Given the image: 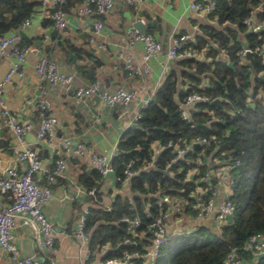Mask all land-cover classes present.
Listing matches in <instances>:
<instances>
[{"label": "trees", "instance_id": "16d2710c", "mask_svg": "<svg viewBox=\"0 0 264 264\" xmlns=\"http://www.w3.org/2000/svg\"><path fill=\"white\" fill-rule=\"evenodd\" d=\"M80 1L67 0L62 7L67 10ZM241 1L215 0L204 13L209 21L198 22V29L185 43L195 55L171 59L174 67L153 91L154 98L120 134L112 158L114 171L121 176L130 161L136 173L125 183L116 181L118 192L108 207L98 203L89 208L85 220L88 246L102 252L91 264H104L124 252H143L151 245L148 225L161 211L156 199L163 194L182 198L187 202L183 206L190 209L192 193L208 188L212 179L217 181L213 174L217 168L227 169L232 181L228 195L234 206L231 220L210 226L199 223L188 233L168 237L153 263L223 264L232 250L244 264H264V253L254 258L244 249L249 235L264 233V99L256 96L264 86V64L255 55L251 63L238 54L242 44L264 46V29L252 32L246 28L245 18L257 13L252 7H241ZM34 3L0 0V35L16 30L30 16ZM192 89L208 95L209 100L184 105ZM214 99L218 103L212 104ZM195 136L206 137L209 144L193 143ZM177 146H184L185 152L172 160ZM78 179L86 191L93 189L85 198L99 202L98 172L86 168ZM125 216L137 217L134 234L122 220ZM125 236L132 243H118ZM129 261L137 264L138 258L131 256Z\"/></svg>", "mask_w": 264, "mask_h": 264}, {"label": "crops", "instance_id": "0c3cea01", "mask_svg": "<svg viewBox=\"0 0 264 264\" xmlns=\"http://www.w3.org/2000/svg\"><path fill=\"white\" fill-rule=\"evenodd\" d=\"M29 1L35 3L29 16L30 24L22 29L24 33L20 38V43L29 47L26 59L22 62L23 74L13 73L11 81L4 84L2 95L6 106L20 120L27 119L32 123V127L24 134V142L26 146L37 151L44 170H49L53 166L56 155L52 144L45 140L36 141L38 116L34 104L40 96L47 99V111L55 114L58 120L53 135L54 142L69 137L74 141H83L88 151L94 149L115 154L120 134L133 123L134 114L153 97V91L163 76L174 67V61L166 59L162 53L147 61V73L130 75L123 69V57L120 53L129 55L134 64L143 65L142 43L137 41L131 47L128 44L133 21L140 17L144 23H148L145 32L153 33L158 39L164 36L166 40L170 30V33L183 30L192 36L198 29V22L209 21L205 14L197 13L189 7L193 0H146L137 6L130 5L124 0H114L113 7L101 16L103 21L101 31L94 35L93 17L78 16L73 11L75 5H71L66 10V26L58 29L54 27L49 16L51 6L44 9L40 0ZM241 7H252L257 13H254L255 17L259 16L260 20H264V0H242ZM152 22L158 23V27L151 25ZM16 31L18 32L19 28L11 29L4 34ZM91 36H94L95 42H90ZM38 39L41 42L36 44ZM69 50L75 55V59L68 55ZM200 53L203 51L201 50ZM42 56L53 58L60 70L72 73L74 85H87L98 80L100 87L110 92L118 87L132 88L136 91L135 97L125 106L105 105L96 96L78 99L71 92H64L58 86H50L46 81L38 80L33 70V63ZM11 62L12 58L9 56L0 58V80L6 74ZM193 104L187 106L191 107ZM187 108L185 107L186 110ZM17 144L13 132L1 127L0 163L15 161ZM154 145L158 147L157 144ZM88 151L84 155L61 153L60 157L66 164L63 175L49 184L45 181L43 171L35 173L37 181L41 184L47 183L52 190V197L43 205L42 210L52 222L56 248L46 249L40 246L35 231L19 221L13 230V238L20 255H32L51 264H82L81 245L72 240L80 206L92 202L94 206L99 203L108 207L113 195L118 192L115 188L114 171L100 181L102 194L99 202L88 201L85 198L93 189L86 191L78 177L86 168L91 167ZM16 165L20 169V164ZM209 179L212 178L209 176ZM213 181L216 182L214 186L216 200L220 201L226 193V186L213 179L212 184ZM4 202L5 195L0 190V204ZM211 222H214V214L194 218L184 207L181 214H176L169 221V237L188 233L199 223L210 226ZM145 247L148 248L149 245ZM95 251L97 253L92 257V261L96 258L97 262L102 252L96 249ZM0 264H11L8 253L1 247Z\"/></svg>", "mask_w": 264, "mask_h": 264}, {"label": "built area", "instance_id": "2783aa9c", "mask_svg": "<svg viewBox=\"0 0 264 264\" xmlns=\"http://www.w3.org/2000/svg\"><path fill=\"white\" fill-rule=\"evenodd\" d=\"M67 0H40V4L44 7L51 6L49 16L54 27L61 29L67 23V11L62 7ZM126 3L137 6L146 0H124ZM215 0H193L189 7L197 13L204 14L212 8ZM114 5V0H82L73 7V11L81 17L92 16V32L98 34L102 29L103 21L101 16L106 14ZM246 28L252 32H259L264 29V20H260L255 15H248L245 20ZM30 24V18L23 19L19 25V30L24 29ZM94 36L90 37V42H95ZM191 38L188 33H170L168 37V45L165 49L159 39L150 32H139L135 28L131 29L128 44L131 47L135 42L142 43L141 59L143 65H136L132 62L129 55H122L123 69L130 75H141L148 72L146 63L148 60L165 55L170 60L181 56H194V52L190 48L185 47V43ZM102 46V44H99ZM29 47L20 43L19 32H12L8 35H0V58L11 57L12 62L6 74L0 80V128L6 127L13 132L17 139V151L15 152L14 162L0 163V190L4 192L5 202L0 204V247L8 253L11 264H51L50 262L35 258L32 255L22 256L14 242L13 230L16 224L21 221L25 225L31 227L37 236L40 246L46 249L55 247V232L52 222L44 214L42 207L52 197V190L48 185L57 177L63 175L65 161L60 154L63 152L84 155L88 149L81 140L74 141L66 137L59 142H54V131L57 124V117L47 111L48 102L44 96H40L34 104V110L38 116V128L36 132V141L45 140L54 147L53 166L49 170H44L37 151L25 145L24 134L32 127V123L27 119H19L6 106L3 98L4 84L11 81V75L15 72L19 75L23 74L22 62L26 59ZM250 52L259 58L264 64V46H256L250 48L243 44L238 54L245 57ZM33 70L38 80L46 81L50 86H58L64 92H71L78 99H86L89 96H96L100 101L108 106L117 104L127 105L135 97L136 91L132 88L126 89L118 87L110 92L100 87V82L94 80L87 85H74L72 73L60 70L58 63L53 58L42 56L33 63ZM257 97L264 99V86L256 92ZM208 95L200 93L192 89L186 94L184 105L193 104L196 101H208ZM182 115H185L182 110ZM140 116L139 112L134 114L133 119L136 120ZM193 143L209 144L204 136H195ZM184 146L175 147L176 154L172 158L174 160L185 152ZM88 161L100 178H105L109 173L114 172V164L112 161L114 153L108 151H97L90 149L88 151ZM16 164H20V169ZM209 170H213L210 169ZM43 171L45 181L48 183L41 184L35 178V173ZM136 173V169L132 167L130 161L123 168L122 175H116V181L121 180L122 183ZM213 174L222 183L227 185L226 193L222 200H216V190L211 184L208 188H197L191 195L192 202L190 209L194 211V218H201L214 214V222L219 224L226 220L229 214H232L234 206L228 198L230 189L229 183L232 181L228 175V171L217 168ZM209 176L206 174V177ZM92 193V190L90 191ZM157 205L161 211L154 216L148 225L151 232V245L143 252L134 251L132 253L124 252L121 257L108 258L104 264H130L131 256L137 257V264H154L153 261L158 255L160 245L169 237L168 224L173 216L181 214L186 200L167 194H163L156 199ZM186 203L184 206L183 204ZM94 203H83L77 213L75 219V228L72 240L81 245L82 256L80 261L82 264H91L92 257L96 255L95 249L88 246V234L85 231L86 215L89 208ZM189 209V208H187ZM189 209V210H190ZM122 220L129 224V231L134 234V227L138 224L137 217H123ZM118 243H132L128 236L123 237ZM56 248V247H55ZM244 249L255 258L264 253V233L256 232L248 236L244 243ZM223 264H244L242 259L236 255L234 251H229L224 259Z\"/></svg>", "mask_w": 264, "mask_h": 264}, {"label": "water", "instance_id": "95a60500", "mask_svg": "<svg viewBox=\"0 0 264 264\" xmlns=\"http://www.w3.org/2000/svg\"><path fill=\"white\" fill-rule=\"evenodd\" d=\"M140 16V15H139ZM138 16V17H139ZM147 24L148 23H144L142 20H141V18L139 17V18H137V19H135L134 21H133V23H132V26H133V28H135L137 31H139V32H144V31H146V28H147ZM151 25H154V26H156V27H158V23H155V22H152V24ZM19 32V34L20 35H22L24 32H23V30H19L18 31ZM170 32H171V30L167 33V35L168 34H170ZM166 37H160L159 38V41L164 45V47H165V49L167 48V45H168V41L165 39ZM41 42V40L40 39H38V40H36V44H38V43H40ZM68 55L72 58V59H75V55H73L72 53H71V50H69L68 51ZM245 57L246 58H248L249 60H250V62L251 63H253L254 62V58H253V56L251 55V53L250 52H247L246 54H245ZM152 98H154V97H152ZM211 103L212 104H216V103H218V99H214V100H212L211 101ZM213 168V166H210V169H212ZM231 218H232V214H229L228 216H227V220H231Z\"/></svg>", "mask_w": 264, "mask_h": 264}, {"label": "clouds", "instance_id": "9594fccd", "mask_svg": "<svg viewBox=\"0 0 264 264\" xmlns=\"http://www.w3.org/2000/svg\"><path fill=\"white\" fill-rule=\"evenodd\" d=\"M66 10V9H65ZM145 32V31H144Z\"/></svg>", "mask_w": 264, "mask_h": 264}]
</instances>
